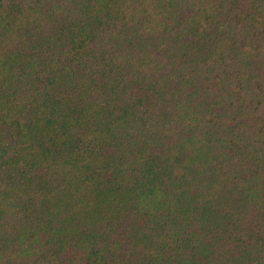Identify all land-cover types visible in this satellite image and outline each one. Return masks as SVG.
Here are the masks:
<instances>
[{"label":"trees","instance_id":"1","mask_svg":"<svg viewBox=\"0 0 264 264\" xmlns=\"http://www.w3.org/2000/svg\"><path fill=\"white\" fill-rule=\"evenodd\" d=\"M0 264H264V0H0Z\"/></svg>","mask_w":264,"mask_h":264}]
</instances>
